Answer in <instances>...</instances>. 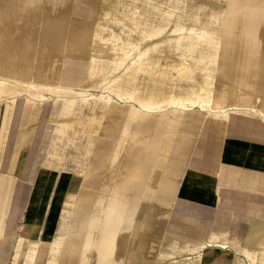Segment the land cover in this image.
Instances as JSON below:
<instances>
[{
  "label": "crops",
  "instance_id": "obj_1",
  "mask_svg": "<svg viewBox=\"0 0 264 264\" xmlns=\"http://www.w3.org/2000/svg\"><path fill=\"white\" fill-rule=\"evenodd\" d=\"M12 1L5 0L6 10ZM148 1L154 8L166 9L169 14L179 16L177 20L170 19V26L156 35L154 44L160 39H167L160 38L163 35L173 38L186 34V30L174 31L175 27L183 24L186 28H194L196 32H200L202 28L212 30V35L213 25L223 27L224 31L231 33L244 32V40L236 42V47H251L248 45L255 43L256 38L248 35V31L256 27L257 39L261 40L264 50V0ZM215 1L219 6L212 5ZM86 2L87 0L84 3ZM81 3L77 1L69 7L71 50L75 48L72 39L77 31L75 17ZM29 8L18 5L14 8V14L19 13V19L23 20ZM98 10L97 6L95 16ZM14 19L15 15L11 18L12 23ZM5 21L6 26L12 24L9 20ZM83 22L87 20L81 23ZM6 26L5 29H8ZM213 38L218 40L214 35ZM228 42L231 43L230 35ZM145 47L146 45H142V48ZM71 50L64 48L65 54L59 60L57 77L58 83L69 89V92L59 93L64 94L63 97L51 100L52 113L49 119L43 118L36 124L28 123L33 106V99L30 98L23 102L24 115L19 117L14 127L16 93L20 90L26 92L25 85L18 86L10 97L8 92L0 94V98L7 101L4 114L0 113V230L8 238L25 231L32 241H49L59 231L66 233L70 225L73 232L74 224L78 231L80 222L94 219V209L99 205L101 210L97 208L95 217L99 211H103L106 195L101 202L102 190L111 192L117 184H123L120 187L122 191L130 192L129 206L132 204L131 194L135 195V201L140 204L145 187H142L143 176L155 174L158 175V184L154 196L163 189L177 188L164 219L157 250L175 252L182 259H195L202 253L201 250L207 251L204 249L207 245L211 247L221 243L220 250L211 252L201 264H213L212 256L217 255L218 259L228 252L230 258H220L217 264H264V118L248 110H236L219 121L205 117L198 111L165 108L156 112L157 122L160 121L157 132L146 136L142 132H136L137 116L128 123L125 118L128 113L138 115L143 112L141 106L132 101L110 100L101 125L96 124L99 130L97 136H92L85 145L81 140V136L85 134L76 132L78 125L71 119L74 118L75 111L94 115L103 110V103L99 101L100 92H96L97 89L102 90V87L93 88L87 82L90 61L88 54L83 79L80 65L83 60L81 58L85 56L84 51L75 48V52H80L79 59L63 65ZM137 55L136 52L131 54L113 76L129 66ZM66 79H73L81 87L74 89V86L65 83ZM186 114L188 116L184 117L185 121L189 120L188 123L175 125L187 124L195 128V146L180 181L173 182L168 170L171 167L170 156L175 153L171 142L186 143L190 138L186 140L183 135L181 138V135L171 133L158 141L157 136L166 122L168 129L173 121H177L178 116L184 119L183 115ZM189 116L193 118L190 119ZM61 118H70L69 124H60ZM45 123L48 139L45 135ZM130 137L134 141L129 142V147L126 148ZM72 145L76 148L74 155L70 151L65 152ZM159 149L160 153L157 154ZM142 165L149 169L138 170ZM175 165L179 167L178 162ZM85 171L98 174L101 179L85 183L82 181ZM76 179L80 183L78 187L86 185L85 190L91 189L95 193L91 194L93 197L89 204L74 200L70 217H65V223L61 227L64 200L70 185ZM125 195L118 196L119 210L122 204L126 205ZM78 204H81L80 213L77 212ZM97 227L98 225L90 229L91 234L96 232ZM138 246L141 248L142 243L139 242Z\"/></svg>",
  "mask_w": 264,
  "mask_h": 264
},
{
  "label": "bare ground",
  "instance_id": "obj_2",
  "mask_svg": "<svg viewBox=\"0 0 264 264\" xmlns=\"http://www.w3.org/2000/svg\"><path fill=\"white\" fill-rule=\"evenodd\" d=\"M45 1L49 3V0ZM50 1L53 5L51 4L47 11L48 25L44 33L46 44L42 57L36 61L38 62V85L30 82L29 72L23 71L26 69V63L9 65V62L4 64L0 62V94H6L9 87L18 85L20 87L24 84L28 94H37L39 97L42 94L41 90H44L39 78L55 81L61 86L57 79L59 60L65 54V47L71 50L68 12L74 2ZM101 2L102 4L97 5L99 10L92 21L87 82L93 88L102 87L99 101L103 103V110L94 115L75 111L74 118L71 120L78 125L76 132L97 136L99 130L96 124L101 125L104 111L110 100L138 103L143 112L138 115L131 112L126 114L125 118L132 120L134 116H137L136 132H142L146 136L157 132L156 128L160 121L157 122L156 112L165 108L198 111L205 117L219 121L227 117L229 112L236 110H248L264 118V50L261 40L257 39L258 28L254 27L248 31V35L256 38L255 43L248 45L251 47H236V42L244 40V32L231 33L224 31L223 27L213 25V35L218 38L217 40L213 38L212 30L202 28L200 32H196L194 28H186L183 24L175 27L174 31L186 30V34L173 38L163 35L160 38L167 39H160L161 41L158 40L154 44L156 35L170 26V19L177 20L178 15L169 14L166 9L154 8L148 0H114L113 2L102 0ZM37 3L38 0L33 2L13 0L8 4L9 9L6 10L5 0H0V21L5 24L4 29L0 30V40L5 33L9 32L5 29L7 25L5 20L12 23L14 8L18 5L30 7L26 11L27 15L28 12L38 9ZM78 22L76 29L82 26L80 31H83L87 22L80 25ZM136 29L139 31L137 38L133 34ZM82 35L80 32L78 38L81 39ZM228 35L231 36V43L228 42ZM143 40L150 41L145 44V48H142ZM81 44L85 45V43ZM135 52L138 54L135 60L120 70L117 76H113V73L118 72L119 67ZM13 72L14 75H12ZM19 79L24 82H19ZM54 90L55 93L69 92L67 88ZM69 121L70 118L59 119L60 124L63 125H68ZM166 125L167 122L161 128L163 133L167 129ZM98 179H101L98 174L87 171L82 174V181L85 183ZM157 184L158 175L147 176L145 187L142 185L144 201L153 198ZM122 186L123 184H117L113 188L107 205H110L112 199L123 192L120 188ZM85 187L86 185L78 188L77 179L70 185L64 200L61 227L65 223V217H70V208L74 200L88 204L91 201V194L95 192L91 189L85 190ZM105 195V191L102 190L101 202ZM128 200V196L125 195V201ZM131 200L133 209L138 205L135 195L131 194ZM80 206L81 204L77 205L78 213L81 210ZM97 208L100 209V205ZM97 208L94 209L92 221L80 222L79 233L77 231L66 234L59 231L49 241H32L25 231L8 238L0 230V264H201L206 256L222 247L221 243L211 247L207 245L206 248L204 247L207 251L201 250L202 253L195 259H182V256H178L175 252L157 250L158 247L156 251H152L154 242L151 241V236L148 243L146 242L147 244L140 248L139 237L142 236L144 225H137L136 233H133L134 237L131 239L132 244L130 243L126 250L123 248L127 238L126 229L120 226L123 213L129 212L130 209H122L123 213H121L117 204L107 209L104 214L99 211L98 216L95 217ZM132 211L131 221L134 224V218L138 216V212ZM150 211L153 210L149 209L147 212ZM96 222L101 223V228L91 234L90 229ZM116 222L118 224L114 225ZM93 246L96 248V253L91 257ZM216 257L217 255L212 256L213 264H217L220 258L229 259L230 253L222 254L218 259Z\"/></svg>",
  "mask_w": 264,
  "mask_h": 264
},
{
  "label": "rangeland",
  "instance_id": "obj_3",
  "mask_svg": "<svg viewBox=\"0 0 264 264\" xmlns=\"http://www.w3.org/2000/svg\"><path fill=\"white\" fill-rule=\"evenodd\" d=\"M71 2H82L79 9L77 10V14L75 17L76 23L78 22V25L81 24L82 21H86L87 20V26L83 29V31H80V29H78L77 31H75V36L73 37L72 41L75 43V48L77 49H82L85 52V56L82 62H81V73L83 74V79H84V69L86 66V55L88 54V51L90 49V35L92 32V20L96 17L95 16V10L96 7L98 5V3L102 4V0H87L86 3L85 0H70ZM110 1V0H109ZM112 2L114 0H111ZM199 2H208V0H199ZM216 2V1H215ZM110 3V2H108ZM53 5V2H51L49 0V3L46 2L45 0H38L37 3V10H34L33 12H28L27 15L24 17L23 20L19 19L20 14H14L15 15V19L13 20L14 23L9 24V26H7L8 28V33H5L3 35V37L0 40V62L2 64H4L6 61H9V65H16V64H20L22 62L26 63V69H24V72H29L30 74V82L38 85V73H37V66H38V62H36V60H38L39 58L42 57V52L44 49V45L46 44V40L44 39V33L45 30L47 29V25H48V21H47V11L48 8L50 6ZM56 4V3H55ZM218 5V3L216 2L214 4V2H212V5ZM219 6V5H218ZM217 6V7H218ZM224 6V5H221ZM224 8V7H223ZM193 11H196L195 9H193ZM18 18V19H17ZM89 23V25H88ZM4 23L2 21H0V29L3 30L4 29ZM80 32H82V36L80 37L81 39L78 38V35L80 34ZM138 29H136V31L133 33L135 34L134 37L137 38L136 36L138 35ZM79 33V34H78ZM78 34V35H77ZM87 35V36H85ZM35 36V37H34ZM139 39V38H138ZM76 42L78 44V46L80 47H76ZM142 45L148 44L150 43V41L148 40H143L141 41ZM81 43H85V45L83 46ZM73 48L71 50V54L68 55L66 62L63 63L64 66L69 65V63L71 64L73 61H76L79 59L80 56V52L78 51H74ZM73 51V52H72ZM28 67V68H27ZM11 74V72H10ZM21 74V73H20ZM14 75V72L13 74ZM21 78V77H20ZM12 80H15L14 78H11ZM16 81V80H15ZM19 82H24V80L19 79ZM39 81L42 83L40 85H43V89L41 92L42 94L39 95V97L37 96V94L32 95V94H28V92H24L23 90H20V92L16 93V100H17V104L15 106V108L13 109V111H15V120H14V127L17 125L18 123V119L19 117L22 115H24V106H22L23 102L26 99H33V106H32V117L28 120V123L30 122L31 124L33 123H38V121H42V120H47L51 117V113H52V106L50 105L51 100L52 99H56L58 97H63L64 94H58L55 93L56 91L54 89H61L63 87L59 86L56 84L55 81H51L49 79H40ZM17 82V81H16ZM66 84L72 85L74 86V89H78L81 86H77L75 81H73V79H66L65 81ZM82 84V83H81ZM19 86V85H18ZM9 87L8 89V97L12 96L13 92L16 91L17 87ZM21 86V85H20ZM35 86V85H34ZM98 91H96L97 93L100 92L99 89H97ZM14 95V94H13ZM6 104L7 101H4L0 98V107H1V115L4 114L5 108H6ZM244 115V114H241ZM184 116H188L183 115ZM44 118V119H43ZM182 116H178L176 118L177 121H173L170 128H168L166 130V133H158V141L159 140H163L164 136L166 135H170L171 133L176 134L177 136L183 135V138L191 141H186V143L183 141V143H172L171 142V148L172 150H175V153L172 154V156H170V163H171V167L168 168L169 170V174H170V179L173 182H177L180 181V177L182 175V172L184 170V167L186 165V163L188 162L194 146H195V140L196 138L194 137V131L195 128L189 126V125H180V126H176L177 123H188L189 120L185 121V117H184V121H182ZM189 118H193V116H189ZM132 120H127L128 122H131ZM164 121V120H163ZM191 121V120H190ZM176 124V125H175ZM182 126V127H181ZM182 129H184V132H182ZM189 132H191V137H189ZM11 137L13 135V130H11L10 132ZM45 135H46V139H48L47 137V132H46V123H45ZM81 140L83 142V144L87 145V141L89 140V138H91L92 136L90 135H85V136H81ZM129 141L126 144V148L129 147L130 143H133V139H128ZM130 142V143H129ZM59 143V142H57ZM162 143V142H161ZM154 147L156 148L157 145H154ZM63 148V147H62ZM71 148H72V152H71ZM178 148V149H177ZM123 149V148H122ZM177 149V150H176ZM64 151V149H62ZM76 154V148L75 146L72 145V147H67L65 152H69ZM177 151V152H176ZM160 153V149L158 150V153ZM69 154V153H68ZM72 155V154H71ZM69 156V155H68ZM169 160V159H168ZM178 162L179 163V167L177 168L175 163ZM148 166V165H147ZM138 170L140 169L142 170H146L149 169V167L147 168L145 165H142V167L137 168ZM160 179V178H159ZM147 180V176H143V181L142 184L144 186V183ZM78 186H79V181H77ZM81 187V185H80ZM79 188V187H78ZM128 189V188H126ZM176 187H172L170 189H163L161 192H159L157 195L154 196L153 198H149L147 199V201H144V197H143V193H142V202L138 205H136L135 207L129 206L130 201L128 200L126 202V205L124 206L122 204L120 211L122 212V209H130V211L123 213L122 217H121V226L122 228L127 226L126 229V235L127 238H125V242L123 244V248H125L127 250V248H129V244H132V238L134 237V228H135V233H136V226L137 225H144L143 227V231H142V236H140V241L142 243V247H144L148 242L149 237L151 236V241L154 242L153 246L151 247L152 251H156L157 249V241L160 237V233L162 231V227H163V223H164V219L165 216L167 214V212L169 211L172 201L174 199L175 196V192H176ZM129 190H123V192L119 195L122 197L124 196V194H126V196H129L128 192ZM106 193V200H105V206L103 207V211L102 213L104 214V212L107 209H110L111 206H115L118 204V197H115L114 199H112V202L110 205L106 206L109 200V195L110 192L107 191ZM93 197V196H92ZM151 202H150V201ZM150 202V203H149ZM149 209H152L153 211L147 212ZM101 210V209H100ZM138 212V216H135L136 220L134 222V224L132 223L131 216L133 214V211ZM111 214V213H110ZM109 215V214H108ZM107 215V216H108ZM106 218V217H105ZM118 223L116 222L114 225H117ZM98 225L97 230H100L101 228V223L98 224V222L93 224V228ZM146 225V227H145ZM79 226V225H78ZM80 231V227L78 229V233ZM155 231V232H154ZM76 228H75V224H74V231L71 232V225L69 227V230L66 232V234L69 233H75ZM130 236V237H129ZM138 238V239H139ZM137 239V238H136ZM135 239V240H136ZM144 239L146 241H144ZM147 242V243H146ZM91 257L94 253H96V248L93 246V248L91 249Z\"/></svg>",
  "mask_w": 264,
  "mask_h": 264
}]
</instances>
